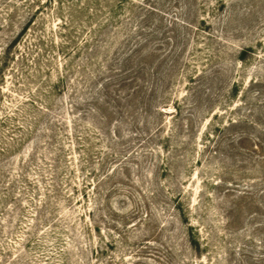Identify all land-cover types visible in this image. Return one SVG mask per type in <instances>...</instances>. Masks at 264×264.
<instances>
[{
  "label": "rangeland",
  "instance_id": "obj_1",
  "mask_svg": "<svg viewBox=\"0 0 264 264\" xmlns=\"http://www.w3.org/2000/svg\"><path fill=\"white\" fill-rule=\"evenodd\" d=\"M29 20L0 264H264V0H0V50Z\"/></svg>",
  "mask_w": 264,
  "mask_h": 264
},
{
  "label": "trees",
  "instance_id": "obj_2",
  "mask_svg": "<svg viewBox=\"0 0 264 264\" xmlns=\"http://www.w3.org/2000/svg\"><path fill=\"white\" fill-rule=\"evenodd\" d=\"M16 6V5H15ZM15 12L13 13H9V17H11V19L15 16ZM30 21L21 27V29L18 31V33L10 40V41H6L5 44L1 47L0 50V84H4V79H5V72L7 70H9V68L11 67V64L13 61H15L16 59V54L18 51H20V44L21 42H23V40L25 39V34H27L28 30H29V24ZM8 27L10 26V24L7 23V25L5 24H1L0 25V29H5L4 27ZM38 45V46H37ZM40 42L35 43V48L40 47ZM32 46V45H31ZM32 47H28V51L27 52H21L20 51V57H21V61H26L27 65L28 61H29V56L32 55V53L35 51V49H33ZM64 46H62L63 48ZM32 48V49H30ZM62 52H65V49H62ZM13 69V68H11ZM232 125H236L235 123H232ZM192 228V227H191ZM195 242V241H194Z\"/></svg>",
  "mask_w": 264,
  "mask_h": 264
}]
</instances>
